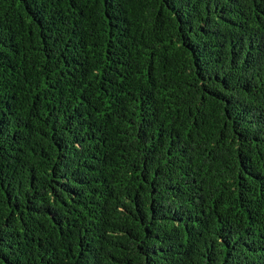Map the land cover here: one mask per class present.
<instances>
[{"label": "trees", "instance_id": "16d2710c", "mask_svg": "<svg viewBox=\"0 0 264 264\" xmlns=\"http://www.w3.org/2000/svg\"><path fill=\"white\" fill-rule=\"evenodd\" d=\"M0 264H264V0H0Z\"/></svg>", "mask_w": 264, "mask_h": 264}]
</instances>
